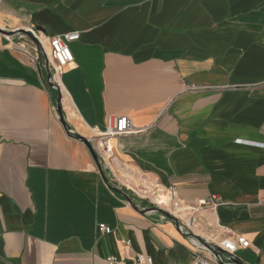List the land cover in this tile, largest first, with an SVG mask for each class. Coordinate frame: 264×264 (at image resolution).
I'll list each match as a JSON object with an SVG mask.
<instances>
[{"label": "crops", "instance_id": "crops-1", "mask_svg": "<svg viewBox=\"0 0 264 264\" xmlns=\"http://www.w3.org/2000/svg\"><path fill=\"white\" fill-rule=\"evenodd\" d=\"M0 30L80 33L62 97L33 37L0 33V264H188L178 220L264 264V0H0ZM112 116L140 133L105 165L80 138Z\"/></svg>", "mask_w": 264, "mask_h": 264}, {"label": "built area", "instance_id": "built-area-1", "mask_svg": "<svg viewBox=\"0 0 264 264\" xmlns=\"http://www.w3.org/2000/svg\"><path fill=\"white\" fill-rule=\"evenodd\" d=\"M36 44L34 47L35 61L41 70L48 72V84L55 90L61 92V75L65 68L73 64L74 57L70 44L80 39V33L72 32L48 38L44 41L38 39L35 34L30 33ZM190 90H197L195 86ZM92 137L88 140L100 163L109 164L115 159L113 141L115 139L139 134L132 121L126 116L109 117L104 130L97 126L91 128ZM101 166V164H100ZM219 203L215 196L208 200H201L191 210L195 213L199 208L210 207L215 210ZM168 212V211H167ZM170 213V212H168ZM171 214V213H170ZM173 216V215H172ZM174 218H177L173 216ZM165 219V215H162ZM193 222L182 223L178 220L177 228L179 233L187 240L192 261L188 264H243L236 256L240 249L250 247V242L240 234L230 229H223L217 239L208 240L193 230ZM99 232L111 234L112 230L105 224L99 225ZM109 264H115L118 260L114 257L108 259ZM134 264H154L152 258L139 255Z\"/></svg>", "mask_w": 264, "mask_h": 264}, {"label": "bare ground", "instance_id": "bare-ground-1", "mask_svg": "<svg viewBox=\"0 0 264 264\" xmlns=\"http://www.w3.org/2000/svg\"><path fill=\"white\" fill-rule=\"evenodd\" d=\"M69 107V106H68ZM69 110V109H68ZM129 183V182H128ZM140 187V186H139ZM145 189V188H144ZM148 189V188H147ZM158 190V189H157ZM144 192V191H143ZM147 194H149L148 196L151 197L153 199H156L157 202H159L161 204V206L166 209L167 211H169L172 215H174L175 217L178 218H182L183 214H184V209L182 207H173L171 205V198L170 196L164 194L161 195L160 192H154L151 191V189H149V191L147 192ZM186 214V213H185Z\"/></svg>", "mask_w": 264, "mask_h": 264}, {"label": "water", "instance_id": "water-1", "mask_svg": "<svg viewBox=\"0 0 264 264\" xmlns=\"http://www.w3.org/2000/svg\"><path fill=\"white\" fill-rule=\"evenodd\" d=\"M0 33L1 34H4V35H7V36H10V35H21V34H23V35L24 34H27L28 36H31L30 33H27V32H24V31H19V32L11 33V32H6V31H3V30H0ZM62 122L64 123V119L63 118H62ZM80 139L83 142H85L86 144H88L89 148L93 152V156H94L95 160L99 163L98 157L95 154V152L93 151V148H92L91 144L89 143V141L88 140H85V139H82V138H80ZM99 168L102 170V167L100 166V164H99ZM157 210L160 211V212H162L163 215L167 216L168 218L174 219V217L170 213H168L167 211H164V210H161V209H157Z\"/></svg>", "mask_w": 264, "mask_h": 264}, {"label": "rangeland", "instance_id": "rangeland-1", "mask_svg": "<svg viewBox=\"0 0 264 264\" xmlns=\"http://www.w3.org/2000/svg\"><path fill=\"white\" fill-rule=\"evenodd\" d=\"M191 87V86H190ZM58 91V90H57ZM59 95H60V97H62V94L60 93V91H59ZM151 191H153V190H151ZM161 193V195H163L164 193H162V192H160ZM151 198H152V196H151ZM148 200V199H147ZM152 200L156 203L157 201H156V199H153L152 198ZM158 204H159V206L161 205L159 202H157ZM157 204V205H158ZM163 208V207H162ZM172 215V214H171Z\"/></svg>", "mask_w": 264, "mask_h": 264}, {"label": "trees", "instance_id": "trees-1", "mask_svg": "<svg viewBox=\"0 0 264 264\" xmlns=\"http://www.w3.org/2000/svg\"><path fill=\"white\" fill-rule=\"evenodd\" d=\"M115 191H118L120 194H123V195H127L129 192L128 191H126V190H121V191H119V190H116L115 189Z\"/></svg>", "mask_w": 264, "mask_h": 264}]
</instances>
